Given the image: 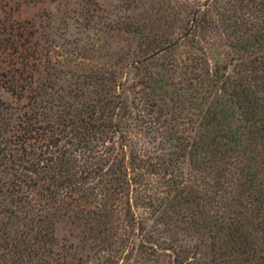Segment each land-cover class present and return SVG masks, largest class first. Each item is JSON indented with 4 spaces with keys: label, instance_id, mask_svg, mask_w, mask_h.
Masks as SVG:
<instances>
[{
    "label": "trees",
    "instance_id": "trees-1",
    "mask_svg": "<svg viewBox=\"0 0 264 264\" xmlns=\"http://www.w3.org/2000/svg\"><path fill=\"white\" fill-rule=\"evenodd\" d=\"M70 4L0 8V264H264V0Z\"/></svg>",
    "mask_w": 264,
    "mask_h": 264
},
{
    "label": "rangeland",
    "instance_id": "rangeland-1",
    "mask_svg": "<svg viewBox=\"0 0 264 264\" xmlns=\"http://www.w3.org/2000/svg\"><path fill=\"white\" fill-rule=\"evenodd\" d=\"M78 0H0V8L4 6L7 2L13 8H20V17L22 18H31V17H42V15H49L55 17V24L59 25L61 19L63 20V11L65 10L63 5L68 2L71 3L69 6ZM110 1V0H107ZM114 1V0H111ZM57 10L61 11L59 14ZM44 21V19H42ZM71 25L69 30H73L74 24L72 21H68ZM56 234L59 238L67 235L66 227L59 226L56 230Z\"/></svg>",
    "mask_w": 264,
    "mask_h": 264
}]
</instances>
